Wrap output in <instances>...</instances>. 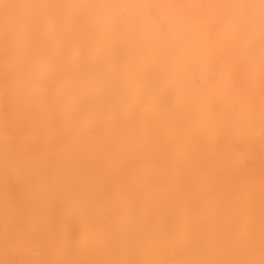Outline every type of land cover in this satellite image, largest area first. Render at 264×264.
<instances>
[{
	"label": "bare ground",
	"instance_id": "bare-ground-1",
	"mask_svg": "<svg viewBox=\"0 0 264 264\" xmlns=\"http://www.w3.org/2000/svg\"><path fill=\"white\" fill-rule=\"evenodd\" d=\"M264 262L261 0H0V261Z\"/></svg>",
	"mask_w": 264,
	"mask_h": 264
},
{
	"label": "snow or ice",
	"instance_id": "snow-or-ice-1",
	"mask_svg": "<svg viewBox=\"0 0 264 264\" xmlns=\"http://www.w3.org/2000/svg\"><path fill=\"white\" fill-rule=\"evenodd\" d=\"M261 5L264 7V0H261ZM11 264H71V262H60V261H13ZM264 264V262H262Z\"/></svg>",
	"mask_w": 264,
	"mask_h": 264
},
{
	"label": "clouds",
	"instance_id": "clouds-1",
	"mask_svg": "<svg viewBox=\"0 0 264 264\" xmlns=\"http://www.w3.org/2000/svg\"><path fill=\"white\" fill-rule=\"evenodd\" d=\"M0 264H3V262H2V261H0Z\"/></svg>",
	"mask_w": 264,
	"mask_h": 264
}]
</instances>
